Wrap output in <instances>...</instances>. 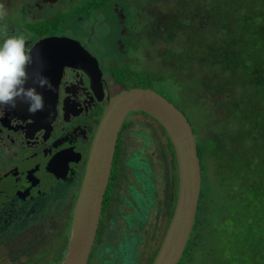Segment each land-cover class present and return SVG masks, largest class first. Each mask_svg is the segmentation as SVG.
Returning a JSON list of instances; mask_svg holds the SVG:
<instances>
[{"label":"flooded vegetation","instance_id":"flooded-vegetation-1","mask_svg":"<svg viewBox=\"0 0 264 264\" xmlns=\"http://www.w3.org/2000/svg\"><path fill=\"white\" fill-rule=\"evenodd\" d=\"M71 1L38 0L34 2L33 0H22L18 3L19 13L25 15L29 11L35 12L31 20L32 22L28 23L29 26L23 34L27 39V47L29 49L40 40L55 37L73 39L80 43L82 41L81 44L86 49V52L96 59L100 74H95L91 80L87 72L78 66H64L58 82L56 84L51 83V89L34 85L31 80H28L25 84L26 88L36 87V91L43 95V111H38L35 114L30 113L28 111V104L21 100L16 101L15 107H0V223L3 219L2 213H5L12 205H14L13 208H16L12 211L13 213L16 212L13 217L2 221L5 225L4 228L0 225V254L10 259L9 264L44 263L43 261L51 258L59 248L58 242L48 240V237L51 235H56L58 238L65 235L67 250L73 211L104 106L108 99L118 92L132 87H140L139 84L145 73V70L141 69V66L138 70L133 65L131 69L128 68L130 65L127 64V61L121 62L116 60V54L107 55L108 53H105L109 62V65L106 66V61H101L97 57L96 52L87 46L90 38L87 36V30H76V24L80 25V21L83 18L89 17L88 12L98 11L100 15H103L106 8L111 6L113 22L110 27H115L113 25L115 21L122 26L124 22L128 23L130 19L127 25L132 36L137 31L135 26L143 21L140 18L137 21L138 17H135V7L133 10V15L136 19L135 23L131 24L130 13L129 19H126L128 17V10H126V7H119V4L122 5L126 2V5L130 6L128 0H87V7L85 0H82L84 2L80 0ZM139 1L141 4L147 2L146 0ZM156 1L161 0H151L149 3ZM167 8L169 9V7ZM61 9H65V16L60 15ZM38 12L41 13L39 17L37 16ZM46 12H51V15L46 14ZM170 12L172 13L168 12V16L166 14L167 17L164 20L172 24L177 23L176 20H173V17L177 16V10ZM68 14H73V23L68 22ZM3 23L5 25L4 32L11 35L1 36L0 44L3 43L4 37L16 35V31L20 27V25L13 24L10 18H7ZM34 25L38 26L37 31L31 30V27ZM33 32H36L35 35ZM121 32L123 33L124 31ZM147 33L155 34L154 31H147ZM173 36L174 38H172ZM175 39H177V33H171L168 40L172 42ZM132 42L130 40L125 43L129 45ZM46 45L56 46L55 44ZM59 51L57 49V54ZM47 52L52 53L49 50ZM56 59L52 60V64ZM104 59H106L105 56ZM165 60L167 64L168 56L165 57ZM61 61L62 59L59 58V64ZM125 63L128 67H126ZM162 65L161 62V67ZM57 67L58 65L52 66L55 70ZM107 67L109 68V73ZM40 68L42 69L41 66ZM37 72H39V68ZM39 75L46 76L43 72H39ZM135 80L138 81L135 83ZM137 114H139L138 121H128L125 123L127 117L133 118ZM145 116L141 110L129 111L118 131L110 174L102 199L98 230L92 247L93 251L98 240H101V243L104 245L97 255L100 264H107L109 259L115 262L114 251L119 249L121 252V248L118 245L120 242L116 245H114V242H112L113 245H105V240H103L105 239L104 233H106V229L108 228L105 225V220L106 222L107 219L111 221V215L115 212L114 209L116 206H120L122 201L128 207L132 205L128 200V176L124 174L125 166H127L125 165V159L130 156L129 152L127 156L125 149L130 146V143L125 137L124 131L130 124L144 121L146 119ZM134 152H137V150ZM139 163L146 164V161L140 160ZM175 173L176 184H172L169 201L170 197H176L177 195V164ZM60 186L66 187L64 195H60L56 191L55 187L58 188ZM42 194H44V201H36L35 198H30V196ZM166 195L167 192L165 198ZM153 198L155 200V195H153ZM148 203L149 201L146 204ZM154 203L155 201L147 206L145 205L148 211L152 206L160 210V206ZM164 207H169V205H164ZM45 214L46 216H44ZM122 216L128 220L127 216L123 214ZM57 220L59 223L61 222V228H58L59 232L53 231L56 228L55 226H57ZM23 223L25 226L21 232V237H18V230ZM139 224H141V221H139ZM100 232L102 233V238ZM13 237L17 238V241H11L10 239ZM32 239L34 242H32ZM41 242L53 243L52 256L47 257V251L42 249V247L37 250L36 254L29 255L33 246L36 247ZM121 242L122 248L126 246L125 243H129L122 240ZM106 251H111V258H105L104 253ZM154 257L155 255L152 256L148 264L152 263ZM34 258H37V260L32 261Z\"/></svg>","mask_w":264,"mask_h":264},{"label":"rangeland","instance_id":"rangeland-1","mask_svg":"<svg viewBox=\"0 0 264 264\" xmlns=\"http://www.w3.org/2000/svg\"><path fill=\"white\" fill-rule=\"evenodd\" d=\"M21 1L0 0V11L4 13L0 17V37L11 35L4 32L5 25L3 21L7 18H10L13 24L20 25L16 31V35L20 33L24 34L29 26L28 23L32 22L31 20L35 12L29 11L25 15L18 12V3ZM33 1L36 2L38 0ZM67 1L72 2L71 0ZM80 1L84 2L82 0ZM85 1L86 4H83L87 7L88 2L87 0ZM174 1L161 0L141 4L139 0H128L130 6H127L126 2L122 5L119 4V7L123 6L128 10V17L126 19H129V13L131 14L132 25L135 23V17H138L137 21L139 18L143 21L135 26L137 31L132 36L127 25L130 19L128 23L124 22L122 26L115 21L113 24L115 27H110L113 22L111 6L106 8L103 15H100L98 11L88 12L89 17L83 18L80 21V25L76 24V30H87V36L90 37L87 46L96 52L97 57L101 61H106V66L109 65V62L105 53H108L107 55L116 54V60L121 62L127 61V64L130 66L128 67L126 63L125 65L130 69L132 65L134 68L136 66L137 70L141 66V69L153 72L161 67V62L163 65L166 63V56H171L172 61L168 65L169 68L163 67V69L173 71V75L170 73L162 74L161 81H158L154 88L169 101L183 109L191 122L190 124L195 137L202 141L212 135V130L217 132L220 124L225 126L224 120L229 114L226 112L228 104H224L226 98H223L222 101V98L219 96H223L222 93L218 91L212 92L210 89L201 86L200 80L204 77L205 73L198 69V63H192L191 68L186 70L185 67L186 71H184L182 69V67L184 68L182 63L179 60L177 61V55L179 56L185 53L179 46L185 43L186 39H183V35H180L178 39L170 42L168 40L170 34L179 32V24L169 22L165 24L163 22L167 17L166 14L174 10ZM189 1L191 4L196 2V0ZM134 7L136 8L135 17L133 15ZM46 14L51 15V12H46ZM40 15L41 13L38 12L37 16L39 17ZM60 15H66L65 9L60 10ZM183 15L187 17L186 14ZM67 17L68 22L73 23V14H68ZM196 22L197 18H194L191 22L185 24V27L190 29L191 24ZM32 29H34V26L31 27ZM121 31L124 32L122 33ZM147 31H154L155 34H149ZM117 40L119 41L116 43ZM130 40L133 41V44L129 43L128 45L125 43ZM81 43L80 45L83 47ZM104 56L106 59H104ZM107 71L109 73L108 67ZM137 81L135 80L134 82L136 83ZM138 117L139 114L133 118L127 117L125 123L128 121H138ZM147 118L151 120L149 117ZM153 123L145 119L144 121L130 124L124 131V135L130 143V146L125 149L127 156L129 152L130 155L136 156L141 161L145 160L150 164L152 170L149 165L145 167L144 163H139L137 158L126 156L125 165L127 166H125L124 174L128 176V200L132 203L133 208L126 206L122 201L123 206H121L122 204L116 206L114 214L111 215V221L107 219L106 222L105 220V225L108 227L106 233H104L105 239L103 240H105V245H113L112 242L116 245L119 242L122 243L121 240L129 242L130 251L133 256L132 261L129 259L130 264H148L150 262L170 222L169 211H166L165 207L162 210H157L156 207L152 206L147 212L141 208L147 203L151 195L149 193L152 192L153 188L156 191V201L154 204L157 201H160L159 203L163 202L165 194L169 190L170 179L165 172L164 162L166 164V161H164V149L158 142V131L152 126ZM209 143L206 140L203 142L206 147H208ZM136 150L137 152H134ZM240 151L242 154L244 153V150L241 148ZM259 164L262 166V162H259ZM172 169L171 167L170 170ZM254 174L256 177L260 176L257 166ZM247 176L251 178L252 172L250 171ZM172 177L174 179L173 174ZM260 181L258 180L256 184L260 192L258 198L262 199L264 198V189L261 188ZM55 188L60 195L65 194V186ZM43 196L44 194L30 196V198H35L36 201H44ZM223 205L224 202L221 199H210L207 197L205 200H200L196 212L201 220L197 222L199 216L196 221L194 219L195 223L193 224L188 239L189 242H187L177 264H264V242L259 241V235L264 238V212L259 213V209L264 208V200L258 202V212H255L256 218L252 219L250 223L247 215H243L242 218L228 219L227 213L221 210ZM122 214L127 216L128 220ZM139 219H141V224H139ZM230 221L232 223L244 222L249 224L246 225L247 228L244 229L243 226L239 230L236 226L230 228ZM55 227L53 231L59 232L58 228H61V222L59 223L57 220V226ZM59 238L63 242L65 235ZM188 243L190 247H188ZM101 246L102 243L100 246L97 243L95 244L93 251H91L88 264H100L97 255ZM40 247L47 251V257L53 255L51 251H53L54 245L49 242H41L36 247L33 246L29 255L36 254ZM122 249L124 250L125 256H127L128 248L124 247ZM105 253L104 256L106 259L111 258V251H106ZM114 253L115 262L109 259L107 264H121L120 250H115ZM36 260L37 258H34L32 261ZM9 263L10 259L0 254V264Z\"/></svg>","mask_w":264,"mask_h":264},{"label":"trees","instance_id":"trees-1","mask_svg":"<svg viewBox=\"0 0 264 264\" xmlns=\"http://www.w3.org/2000/svg\"><path fill=\"white\" fill-rule=\"evenodd\" d=\"M174 2L173 8L178 10L177 16L173 17V20L179 24L177 39L180 35L186 39L185 43L179 46L185 53L179 56L176 54L177 61L182 63L184 71L189 70L192 63H198V69L205 73L200 80L201 86L212 92L222 93L223 96H219L222 101L223 98H226L224 104H228V110L225 108L229 113L224 120L225 126L220 124L217 132L212 130V135L204 139L210 142L208 147L203 144L204 140L201 141L196 137L201 165L199 202L207 197L221 199L224 202L221 210L227 213L228 219L242 218L243 215H247L250 223L252 219L256 218L258 202L264 200V198H258L260 192L256 184L258 180H261V188L264 189V0H196L192 4L189 0H175ZM169 13L172 12L169 11ZM183 14H186L187 17ZM194 18H197V22L191 24L190 29L185 27V24ZM164 23L167 22L164 20ZM34 30H38L37 25H34ZM35 33L33 32L34 35ZM170 61L172 58L168 56L167 64L165 63L153 72L145 71L139 84L140 87L151 88L158 92L154 86L158 81H161L162 74L173 73V71L163 69V67L169 68ZM182 107L184 106L182 105ZM179 109L185 114L182 108ZM141 112L146 115L148 122H154L152 126L157 129L158 142L164 149L165 172L170 179L169 190L164 201L161 203L157 201L156 205L160 206V210H162L164 205L168 204L169 207H165V209L169 211L168 214L171 217L176 200V197L172 196L169 201L172 184H176L174 151L170 139L160 123L146 112ZM186 118L188 119L187 116ZM212 124L214 125V123ZM240 148L244 150L243 154ZM130 156L137 158L133 155ZM138 160L140 161V159ZM259 162H262V166ZM147 165L151 168L148 162L145 167ZM256 166L260 175L258 177L254 174ZM171 167L172 170H170ZM250 171L252 172L251 178L247 176ZM155 193L153 188L149 193L151 195L147 200L148 204L156 201L153 198ZM145 205L141 208L147 212L148 209ZM13 206L2 213V221L16 214V212H12L16 209ZM131 207L133 208V205ZM262 212H264V208L259 209V213ZM40 213L42 212L40 211ZM195 215L196 221L199 215L197 212ZM136 219L138 220V218ZM199 220H201L200 216L197 222ZM2 221L0 225L4 228L5 225ZM230 222V228L236 226L239 230L243 226L244 229L247 228L246 225L249 224ZM24 226L23 223L18 230V237H21ZM10 240L17 241V238L13 237ZM48 240L58 242L59 248L51 258L44 260L42 264H59L66 250V237L63 242L56 235L49 236ZM259 241L264 242L261 235H259ZM32 242H34L33 239ZM100 244L101 240H98L97 245L100 246ZM190 244L192 245L191 241ZM190 244L188 243V247ZM118 245L122 251L120 252L121 264H130L133 256L129 243H125V247L128 248L127 256H125L121 243ZM103 247L102 244L100 250Z\"/></svg>","mask_w":264,"mask_h":264},{"label":"water","instance_id":"water-1","mask_svg":"<svg viewBox=\"0 0 264 264\" xmlns=\"http://www.w3.org/2000/svg\"><path fill=\"white\" fill-rule=\"evenodd\" d=\"M57 49L60 50L58 54ZM48 50L52 53H48ZM30 54L32 62L26 71L31 81L34 74L43 72L51 83L56 84L64 66H78L87 72L91 80L95 74H100L96 59L73 39L55 37L40 40L32 46ZM54 58L57 59L52 64ZM59 58L62 59L60 64ZM53 65H58L56 70L52 68ZM131 110L146 112L164 128L178 169L173 213L151 264H177L184 252L193 228L201 190V165L196 137L185 114L174 103L151 88L132 87L110 97L104 106L73 211L69 245L60 264L88 262L98 230L118 131Z\"/></svg>","mask_w":264,"mask_h":264},{"label":"clouds","instance_id":"clouds-1","mask_svg":"<svg viewBox=\"0 0 264 264\" xmlns=\"http://www.w3.org/2000/svg\"><path fill=\"white\" fill-rule=\"evenodd\" d=\"M4 13L0 11V17ZM32 62L27 39L23 34L8 36L0 44V107H15L16 101L28 104V111L35 114L44 109V97L36 87H25L28 81L27 66ZM33 84L51 89V82L34 74Z\"/></svg>","mask_w":264,"mask_h":264}]
</instances>
